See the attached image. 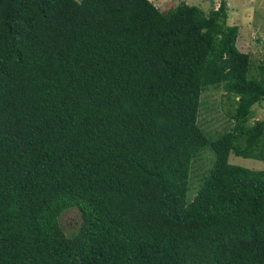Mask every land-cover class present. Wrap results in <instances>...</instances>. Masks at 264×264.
I'll list each match as a JSON object with an SVG mask.
<instances>
[{"label":"trees","instance_id":"1","mask_svg":"<svg viewBox=\"0 0 264 264\" xmlns=\"http://www.w3.org/2000/svg\"><path fill=\"white\" fill-rule=\"evenodd\" d=\"M228 12L0 0V264H264V170L230 162L264 161V61Z\"/></svg>","mask_w":264,"mask_h":264},{"label":"rangeland","instance_id":"2","mask_svg":"<svg viewBox=\"0 0 264 264\" xmlns=\"http://www.w3.org/2000/svg\"><path fill=\"white\" fill-rule=\"evenodd\" d=\"M152 1L160 10H162L164 14L182 2H186L189 5H196L208 14L212 9H218L222 0ZM226 2L229 7L227 20L228 25H237L240 27V36L238 40L239 49L242 52L250 53L253 60L257 64L259 61H264V0H226ZM209 95L206 94L204 97L206 105L202 111L203 119H205L207 122L209 121L208 126L214 125L216 129L220 130L224 126V123H226L224 112L220 107L222 97H224V92L213 90V97L210 101ZM223 101H225V99ZM209 106L213 107V110H211L213 113L210 112L208 108ZM256 112L258 113L257 117L264 119V105L258 106ZM211 129L212 128L210 127L209 130ZM210 136L213 135L210 134ZM206 152H210V150L207 149L203 153ZM211 160V155L207 153L204 158L199 161V164L203 163L204 167L207 168L211 165ZM230 162L234 165L245 167L251 170H264V161L261 160L245 159L232 154L230 157ZM80 221V214L76 210H72L63 218V224L69 231V234L73 233V229L78 227Z\"/></svg>","mask_w":264,"mask_h":264}]
</instances>
